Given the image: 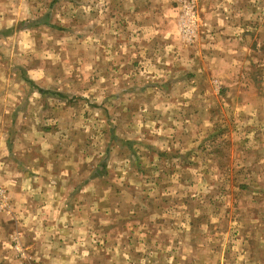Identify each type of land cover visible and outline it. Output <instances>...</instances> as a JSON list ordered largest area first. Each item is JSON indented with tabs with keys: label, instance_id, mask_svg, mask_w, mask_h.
I'll return each instance as SVG.
<instances>
[{
	"label": "rangeland",
	"instance_id": "374dc122",
	"mask_svg": "<svg viewBox=\"0 0 264 264\" xmlns=\"http://www.w3.org/2000/svg\"><path fill=\"white\" fill-rule=\"evenodd\" d=\"M0 87L79 264H264V0H0Z\"/></svg>",
	"mask_w": 264,
	"mask_h": 264
},
{
	"label": "crops",
	"instance_id": "0c3cea01",
	"mask_svg": "<svg viewBox=\"0 0 264 264\" xmlns=\"http://www.w3.org/2000/svg\"><path fill=\"white\" fill-rule=\"evenodd\" d=\"M8 104L5 99L0 101V186L8 190L14 213L12 216L0 214V264H79L81 254L88 251L86 224L81 225L82 230L80 226L72 229L71 201L58 196L64 192L61 178L57 179L59 183H48L51 172L48 168L45 172L43 166L39 172L38 168L33 170L35 177H29L32 167H28L26 174L20 161L26 155L11 151L10 141L16 135L10 128L21 119L5 117L7 108H11ZM43 185H50L58 193L35 196ZM75 217L78 223L84 222L85 215L80 208Z\"/></svg>",
	"mask_w": 264,
	"mask_h": 264
},
{
	"label": "built area",
	"instance_id": "2783aa9c",
	"mask_svg": "<svg viewBox=\"0 0 264 264\" xmlns=\"http://www.w3.org/2000/svg\"><path fill=\"white\" fill-rule=\"evenodd\" d=\"M7 209L6 197L4 192L0 189V211H6Z\"/></svg>",
	"mask_w": 264,
	"mask_h": 264
}]
</instances>
